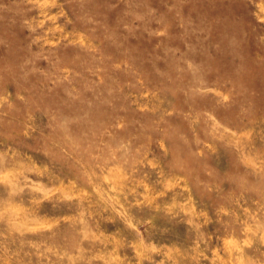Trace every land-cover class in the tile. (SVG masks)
<instances>
[{
	"label": "rangeland",
	"instance_id": "obj_1",
	"mask_svg": "<svg viewBox=\"0 0 264 264\" xmlns=\"http://www.w3.org/2000/svg\"><path fill=\"white\" fill-rule=\"evenodd\" d=\"M0 264H264V0H0Z\"/></svg>",
	"mask_w": 264,
	"mask_h": 264
}]
</instances>
